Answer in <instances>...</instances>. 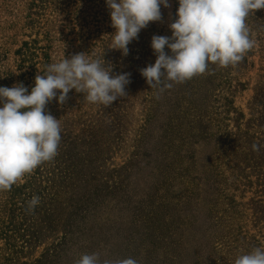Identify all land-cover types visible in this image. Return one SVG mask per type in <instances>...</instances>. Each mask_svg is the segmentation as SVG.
<instances>
[{
	"label": "trees",
	"instance_id": "16d2710c",
	"mask_svg": "<svg viewBox=\"0 0 264 264\" xmlns=\"http://www.w3.org/2000/svg\"><path fill=\"white\" fill-rule=\"evenodd\" d=\"M164 10L124 56L109 48L106 0H0V87L22 82L30 93L46 65L81 52L130 73L127 96L110 107L75 89L46 105L61 126L58 155L0 191V264H75L92 253L235 264L264 248V9L246 18L256 43L241 62L209 64L161 92L140 69L157 58L152 37L172 35Z\"/></svg>",
	"mask_w": 264,
	"mask_h": 264
},
{
	"label": "clouds",
	"instance_id": "9594fccd",
	"mask_svg": "<svg viewBox=\"0 0 264 264\" xmlns=\"http://www.w3.org/2000/svg\"><path fill=\"white\" fill-rule=\"evenodd\" d=\"M176 18L168 27L172 35H154L151 48L154 64L140 69L151 89L163 92L174 84H183L204 74L209 64L236 66L255 46L246 18L254 10L264 9V0H178ZM112 33L110 49L129 53L128 45L138 39L150 22L162 20L161 6L169 0H106ZM171 54L165 51V47ZM130 73H113L104 58H89L81 52L45 66L44 75H36L29 93L23 83L0 87V191L12 186L38 166L58 155L61 141L59 119L46 112L52 100L64 104L70 90L85 94L89 103L110 107L127 96ZM253 151L260 145L253 143ZM39 196L27 202L34 211ZM75 264H138L133 258L101 260L99 253L82 254ZM235 264H264V248L256 247L240 255Z\"/></svg>",
	"mask_w": 264,
	"mask_h": 264
},
{
	"label": "rangeland",
	"instance_id": "374dc122",
	"mask_svg": "<svg viewBox=\"0 0 264 264\" xmlns=\"http://www.w3.org/2000/svg\"><path fill=\"white\" fill-rule=\"evenodd\" d=\"M169 4L171 5L170 8H165V10H164L165 20L163 21V23L165 25L166 24L168 25L170 23V16H171V13H172V8H173L172 7L173 6L172 0H169ZM167 28H168V26H167ZM248 98H249V94H246L243 99L240 98V100L238 101V104L242 105L245 108L246 107V103L248 101Z\"/></svg>",
	"mask_w": 264,
	"mask_h": 264
}]
</instances>
